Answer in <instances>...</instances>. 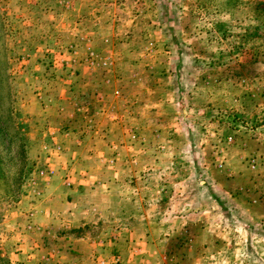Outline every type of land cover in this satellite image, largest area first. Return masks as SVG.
Returning <instances> with one entry per match:
<instances>
[{
    "label": "rangeland",
    "instance_id": "obj_1",
    "mask_svg": "<svg viewBox=\"0 0 264 264\" xmlns=\"http://www.w3.org/2000/svg\"><path fill=\"white\" fill-rule=\"evenodd\" d=\"M174 43L186 45L184 60L195 54L182 71L190 69L197 85L216 98L211 118L224 120L229 128L224 131L230 130L218 139L230 159L226 170L234 175L221 171L202 184L198 175L207 176L202 157L222 151L214 141L204 148L201 122L196 128L189 124L190 102L198 96L163 97L160 105L175 109L148 117L145 132L134 131L146 138L134 150L143 156L141 172L148 173L143 187L174 183L154 209L172 201L176 216L189 220L186 231L178 233L177 227L158 246L167 258L161 264H264V0H0V264H24L34 244L41 248L36 264H42L41 254L68 246L63 236L72 240L93 229L87 223L77 227L88 213L75 205L78 195L66 186L79 171L85 177L89 171L108 173L104 163L90 161L95 152L90 140L104 154L107 138L122 139L119 123L112 137L102 128L105 114L89 125L104 104L122 102L100 80L107 73L102 55L113 51L117 87L136 94L129 76L144 63L163 75L175 73ZM145 85L140 95L152 108L159 89L149 78ZM170 139L182 147H172ZM126 165L116 163V171ZM215 165L209 159L210 170ZM190 171V180H184ZM216 182L219 191L212 186ZM187 188L191 202L183 194ZM146 192L144 187L136 194L135 205L142 199L151 207ZM228 219L231 225L224 223Z\"/></svg>",
    "mask_w": 264,
    "mask_h": 264
},
{
    "label": "crops",
    "instance_id": "obj_2",
    "mask_svg": "<svg viewBox=\"0 0 264 264\" xmlns=\"http://www.w3.org/2000/svg\"><path fill=\"white\" fill-rule=\"evenodd\" d=\"M159 19H161L160 16ZM127 22H131V20L129 19ZM174 28L176 29L175 26ZM113 32L116 33V31L112 29L111 33ZM174 44L175 51L177 52L175 54L176 56L174 55L175 73L163 75L164 72L157 73L156 65L154 66L153 63H144L142 70H133L129 76L131 78L129 80L130 83H133V87L137 90L136 94L125 93L117 87V83L121 81V79L117 74H113V72H118L117 69L119 66L116 64V60L112 59V57L114 58L113 51L110 50V54L102 55L101 63L104 64L103 69L107 73L106 75H102V77L100 76V80L102 83L111 84L114 88L113 97H120L122 102L119 105L118 102H112L108 106H105L106 104H104L94 112L95 117L93 121L90 118L91 124L89 125L92 126L97 119L96 117L100 114H105V116L107 115L106 117H108V122H106L102 128H104L107 133L110 131L112 137L114 132H118V127L115 124L119 123L118 126L120 127L119 130L122 139H119L120 141H118L117 139L110 140V137L107 138V141H105L104 154H101L102 151L98 148L99 144L94 140H90V149L94 148L95 151L93 154L91 153L88 155L90 161L93 160L96 163H104L105 168L108 169V173L106 172L103 175L102 172L89 171L88 176L85 177L84 174L79 171L77 174L73 175L75 178L68 177L70 182H68V186L66 187L70 190L68 193L78 195L77 197L79 200L75 205H78L83 213H88L86 215L87 221L79 222L76 224L77 227H81L86 223L87 225L89 224V226L93 224L95 226L90 231H85L84 233H79L78 236H74L72 240L66 241L65 236H63L61 238L62 243L68 244V246H65L64 248L62 246L60 250L57 248L54 254H41L40 258L44 259L43 262H41L42 264H67L66 262L71 260V264H161L162 262H167V258L163 253L164 250L161 251L158 246L162 247L166 244L172 234L177 231L178 233L182 232V230L186 231L185 226L189 222L185 217L181 219V216H176L178 207L177 205H174L172 201H168L169 204L166 205L165 203L164 206L157 211L154 209L157 201H159V197H166L165 194L169 188L174 186V183L159 185L156 189L149 188V185L144 186L147 190L145 193L147 200L150 202L152 201V204L149 203L151 204V207L149 208H146L145 205L142 204V199L139 200L140 204L137 203L135 205L133 202L136 198V194L141 195L142 190L144 189L142 183H146V177L148 174L141 172L144 160H141L143 156L140 154V150L134 151L142 145V142L146 138L141 136L137 137V134L134 131L141 133L145 132L146 129H149L148 127H145L148 117L151 115H163L166 108H170V105L168 107L162 106L163 104L160 105V101L163 97L168 99L167 97L171 96L170 100L173 101L175 96L173 95L174 92L179 95L188 94V99L192 100L193 97L189 98V95L198 96V100L195 101L196 104L190 102L191 112L188 115V119H190L189 124L192 128L193 126L196 128L198 121L201 122L199 123L200 130L203 134L206 132L204 148L206 145H210L214 141V145L218 146L220 151H222L220 154L214 152L211 156L208 155V153H205V157H202V163L205 165L204 172L207 175H198L200 177L199 179H202V184H204L203 182H207V184L209 183L207 178L212 179V182L215 181V175L221 171L225 173L229 172L228 175H234L233 170H226L227 167H230V159L226 157L225 151H223L222 148L223 144L218 139L219 136L221 139L224 136V133L228 134L230 130L227 132L224 131L226 130L225 128H227L222 125L224 120H221L220 122V118L218 117L217 119L219 120L214 117L211 118V111H213L212 106H214L211 101L216 98H214V95L211 97V92H209L208 89H204V86L197 85L199 81H194L192 73H188L190 69H184L182 71L184 68L182 66L184 61H187V63L189 62L191 65L195 54H192L190 58L185 56L184 60L183 48L185 50L186 45L181 46L176 43ZM143 45L146 46V44ZM87 47L89 48L88 50L93 48L91 47V42L88 43ZM113 48L114 46L112 49ZM145 60L146 59H144V62ZM146 65L148 67H146ZM166 67L163 69V71L166 70L165 72H167ZM148 78L150 80L152 79L154 84H156L155 89H159L152 108L145 107L144 97L140 95L145 93V83L148 81ZM95 81L97 83V80ZM128 102H133V105H127ZM193 105L194 107H192ZM170 109H175V107ZM184 112L186 111L184 110ZM147 125L149 126V124ZM150 125L152 129L158 127L157 125ZM95 128H97L96 124L94 130H96ZM159 129L162 131L164 130L162 125H159ZM211 136L215 137L212 141L210 140ZM208 139L210 143L208 142ZM170 141L175 143V146L170 144L172 147H182V144L179 143L178 140L170 139ZM215 141H218V144H216ZM157 145L162 149L165 147L159 143ZM186 146L191 149L190 152L192 153V143L186 140ZM186 146L183 147L186 149ZM188 157L187 160L191 163V155H188ZM209 159L211 162L216 163L215 166L217 170L213 167L212 169H215V171L212 169L210 170ZM168 162L172 163L171 161ZM116 163L127 165L124 169H121L120 172H118L116 171ZM218 165H220V167H218ZM231 168L233 169V166ZM129 169L131 172H129ZM117 175H120V179H117ZM191 175L192 172L190 171V176L186 175L184 180H190ZM62 184L65 186V182H62ZM206 186L208 188V185H205L204 187L206 188ZM212 186L216 189L222 187V185L219 186L217 182L212 184ZM84 194H88L89 197L87 199L82 198ZM183 194H188L191 202L192 193L190 188H187ZM163 202L166 201L164 200ZM184 210L188 211L186 206H184ZM184 216H186V214ZM100 222L102 225L96 228V225ZM224 223H226V225H231V220L228 219V221H225ZM66 224L69 225V223ZM63 227L65 228L66 226ZM177 227L178 230L175 231ZM239 240L240 239H238L237 242H241ZM244 241L246 242V240ZM17 246L20 247L21 245ZM27 251L30 255L27 256L24 264H36L38 260L36 256L41 252V248L40 250H37V244H34V247L29 248ZM175 254L176 252L174 255ZM220 256L221 254L217 253L218 259H221ZM18 257H20V255H18Z\"/></svg>",
    "mask_w": 264,
    "mask_h": 264
}]
</instances>
